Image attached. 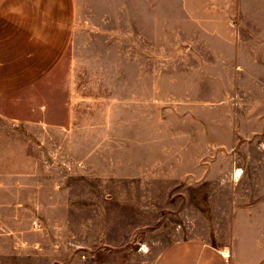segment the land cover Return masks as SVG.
Returning a JSON list of instances; mask_svg holds the SVG:
<instances>
[{
  "label": "rangeland",
  "instance_id": "rangeland-1",
  "mask_svg": "<svg viewBox=\"0 0 264 264\" xmlns=\"http://www.w3.org/2000/svg\"><path fill=\"white\" fill-rule=\"evenodd\" d=\"M171 1L152 18L147 0H80L43 130L1 131L0 264H156L184 238L230 242L234 174L264 170V50H234L237 16Z\"/></svg>",
  "mask_w": 264,
  "mask_h": 264
},
{
  "label": "crops",
  "instance_id": "crops-1",
  "mask_svg": "<svg viewBox=\"0 0 264 264\" xmlns=\"http://www.w3.org/2000/svg\"><path fill=\"white\" fill-rule=\"evenodd\" d=\"M157 1L147 0L152 18ZM171 2L185 18L237 16L239 34L249 36V42L244 38L234 50H264V0ZM79 9L80 0H0V147L2 130L34 131L38 125L43 130L48 84L55 81L52 73L70 47ZM233 179L230 242L215 247L184 238L168 247L156 264H264V170L235 173ZM244 194L248 200H242Z\"/></svg>",
  "mask_w": 264,
  "mask_h": 264
}]
</instances>
